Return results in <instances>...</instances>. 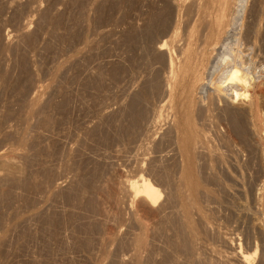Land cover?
Segmentation results:
<instances>
[{"label": "rangeland", "instance_id": "rangeland-1", "mask_svg": "<svg viewBox=\"0 0 264 264\" xmlns=\"http://www.w3.org/2000/svg\"><path fill=\"white\" fill-rule=\"evenodd\" d=\"M190 1L0 0V264H244V256L264 264V119L260 125L256 114L242 115L243 102L231 101L243 116L241 135L221 107L202 113L198 97L193 107L200 109L191 111L193 135L202 131L195 137L205 147L191 149L198 152L193 163L180 151L190 129L179 112L183 98L166 81L170 59L177 58L172 34L191 27ZM241 1L235 3L244 14L232 27L240 39L236 51L259 71L264 0ZM163 42L170 45L161 51ZM260 101L263 115L264 96ZM188 170H195L189 180ZM141 177L160 191V201L151 207L131 190ZM193 184L198 196L188 187Z\"/></svg>", "mask_w": 264, "mask_h": 264}, {"label": "bare ground", "instance_id": "bare-ground-1", "mask_svg": "<svg viewBox=\"0 0 264 264\" xmlns=\"http://www.w3.org/2000/svg\"><path fill=\"white\" fill-rule=\"evenodd\" d=\"M237 1V0H236ZM241 0H239V2H240ZM169 2V1H168ZM191 2V4L190 3H187L188 5L190 4V6L188 7V12H189V14H190V16L191 17H189L191 20H192V22H191V27L189 28L188 26V29H186L185 31V33L184 32H181L179 29H175V31H174V33L172 34L173 35V42H174V48H175V53L177 52V58H176V60L175 59H173V58H171L170 59V68H171V70H170V73H168L169 75H167V85H168V87L167 88H170L171 90H173V91H176L177 93H178V95H180V98L182 99L183 98V102H181V104L179 105V107L180 108H182L181 109V111H179V112H181L183 115V121H186L185 123L188 125V127H189V129H190V131L189 130H186L187 132H188V135H187V138L185 137V138H183L184 136H183V133H182V129H181V127H182V124H181V127L180 128H178L179 130L178 131H180L181 130V133H180V138L179 139H182L183 138V143H180V144H182V145H180V147L181 146H183V150H182V147L180 148V151L182 152L183 151V154L186 156V158H187V160H186V158H185V160H186V162L188 161V163H193V160L195 159L194 158V156H193V152H195L194 150V148H198V146L199 145H197L198 144V140H197V138L195 137V135L198 133H195V135H193V133L196 131V126H195V123H194V121H193V114H191V111L194 113V111H195V109L194 108H197L198 106H200L201 107V111L204 109L205 111H206V114L207 113H209V114H212L211 112H213V110H215V109H217L218 107L220 108V111L223 109V112H225V114L227 115V117H229L230 119H231V121H233V123H234V128H237V130H239V128H241L242 130L244 129V128H242L241 127V124H242V121H243V119H242V121L240 120V117H243L242 115H247V114H249V116L250 115H254L255 116V114H256V120H258V121H256V122H259L260 123V125H262V122H263V116H264V114L262 115V113H261V111H260V106H262L261 104H260V100H261V98H262V96H264V69L262 68V69H260L259 71H257V69H259V68H261V67H255L254 65L253 66H251V65H249L248 66V61H244V59L246 58H243L242 56H241V54H240V51L238 50V51H236L237 50V46H239V44H240V39H238V38H236V37H234V35L236 34V32H235V34L232 32L233 30V28L232 27H234V22L236 23V21L235 20H237L238 18H237V16L240 14V16H243V15H241V14H244V13H241V6H240V3L238 4L239 6H240V8L238 9L236 6H237V4L235 3V0H191L190 1ZM242 2V1H241ZM173 3V2H172ZM186 4V5H187ZM174 5V4H173ZM172 5V6H173ZM238 6V7H239ZM242 6H244V5H242ZM256 7V6H255ZM173 9H175V8H173ZM184 9V8H183ZM245 9V8H244ZM186 10V9H185ZM241 10V11H240ZM187 11V10H186ZM244 11V10H243ZM164 12V11H163ZM255 12H257V11H255ZM254 12V13H255ZM262 12V11H261ZM169 13V12H168ZM158 14V13H157ZM172 14V13H171ZM153 15V14H152ZM151 15V16H152ZM173 15V14H172ZM176 15V14H175ZM158 16V15H157ZM162 16V15H161ZM189 16V15H188ZM165 17V16H164ZM174 17V16H173ZM176 17V16H175ZM184 17V16H183ZM182 17V18H183ZM256 17V16H255ZM259 17V16H258ZM169 18V17H168ZM237 18V19H236ZM166 19V18H165ZM190 19H188L189 21H190ZM255 19H257V18H255ZM259 19V18H258ZM156 20V19H155ZM187 20V19H186ZM170 21V20H169ZM159 22V21H158ZM172 22V21H171ZM183 22V21H182ZM241 22V21H240ZM163 23V22H162ZM161 23V24H162ZM188 23V22H187ZM238 23V22H237ZM245 23V22H244ZM157 24V23H156ZM155 24V25H156ZM159 24V23H158ZM166 24V23H165ZM168 24H170V22L168 23ZM173 24V23H172ZM174 25V24H173ZM188 25V24H187ZM243 25V24H242ZM249 25V24H248ZM178 26V25H177ZM238 26V25H237ZM185 27V26H184ZM248 27V26H247ZM146 28V27H145ZM172 28V27H171ZM238 28V27H237ZM254 28V27H253ZM158 29H159V27H158ZM163 29V28H162ZM183 29V28H182ZM185 29V28H184ZM183 29V30H184ZM234 29H236V27L234 28ZM240 29V28H239ZM245 29V28H244ZM27 30V29H26ZM151 30V29H150ZM249 30V33H250V31H251V29L249 28L248 29ZM164 31H165V29H164ZM163 31V32H164ZM253 31V30H252ZM251 31V32H252ZM162 32V31H161ZM261 32V31H260ZM165 33V32H164ZM244 33V32H243ZM253 33V32H252ZM155 34V33H154ZM247 34V33H246ZM249 35V34H248ZM262 35V34H261ZM140 36H141V34H140ZM243 36V35H242ZM250 36V35H249ZM139 37V36H138ZM163 37V36H162ZM171 37V36H170ZM247 37V36H246ZM262 37V36H261ZM147 38V37H146ZM145 38V39H146ZM250 38V37H249ZM248 38V39H249ZM253 38V37H252ZM136 39V38H135ZM141 39V38H140ZM144 39V40H145ZM151 40H152V38H150ZM149 39V40H150ZM148 40V41H149ZM161 40H163V39H161ZM243 40V39H242ZM245 40V39H244ZM159 41V40H158ZM246 42V41H245ZM244 42V43H245ZM149 43V42H148ZM152 43V42H151ZM243 43V42H242ZM155 44V43H154ZM169 44V43H168ZM168 44H167V42H163V43H161L160 44V46H158L159 47V49L161 50V51H164V50H166V48L168 47ZM251 44H252V42H251ZM170 45V44H169ZM244 45V44H243ZM247 46H249L248 44H247ZM250 47V46H249ZM148 49V48H147ZM155 49H156V47H155ZM170 49V48H169ZM245 49H246V47H245ZM244 49V50H245ZM250 49H251V47H250ZM262 49V48H261ZM157 50V49H156ZM247 50H249V49H247ZM152 52V51H151ZM242 52H243V49H242ZM248 52V51H247ZM244 53H246V52H244ZM243 53V54H244ZM151 54V53H150ZM247 54V53H246ZM256 54H257V52H256ZM259 55V54H258ZM162 56V55H161ZM163 57H164V55H163ZM260 57V56H259ZM262 58V57H261ZM260 58V59H261ZM159 59V58H158ZM164 60H165V57H164ZM167 60V59H166ZM259 61V60H258ZM262 61V60H261ZM248 62V63H247ZM156 63V62H155ZM162 63V62H161ZM258 63V62H257ZM254 64V63H253ZM262 64H263V62H262ZM262 64H260V65H262ZM247 65V66H246ZM258 65H259V63H258ZM264 66V65H263ZM262 66V67H263ZM154 69V68H153ZM154 74V73H153ZM157 74H155V76H156ZM158 76H160V75H158ZM162 76V75H161ZM153 77V76H152ZM165 77V76H164ZM155 78V77H154ZM159 78V77H158ZM165 79H166V77H165ZM162 82H163V79H162ZM154 85V84H153ZM155 85H156V83H155ZM166 85V84H165ZM209 85H211V87L213 88V90H211V89H209L208 88V86ZM159 87V86H158ZM162 87V86H161ZM164 88H165V86H164ZM156 90V89H155ZM158 90V89H157ZM165 90V89H164ZM167 91H168V89H167ZM166 91V92H167ZM158 93V92H157ZM144 94V93H143ZM163 94V93H162ZM177 95V94H176ZM139 96V95H138ZM142 96V95H141ZM159 96V95H158ZM199 97V99H200V104L198 103L199 101V99L197 100V98ZM165 98V97H164ZM177 98V97H176ZM232 100H231V99ZM133 99V98H132ZM136 100V99H135ZM138 100V99H137ZM196 100H197V102H196ZM238 100V101H241V103L243 102L244 103V105H245V111L247 112L246 114H242L241 112V116H239L240 115V113H238L237 111H238V109H237V111L235 110V111H233V107H231V101H234V103L236 104V101ZM148 101V100H147ZM179 101V100H178ZM134 102V101H133ZM143 102V101H142ZM194 102L196 103V105H197V103H198V106H196V107H193V105H195L194 104ZM242 103V104H243ZM263 103V102H262ZM135 104H137V101H136V103ZM134 104V105H135ZM147 104H149V103H147ZM169 104V103H168ZM167 104V105H168ZM178 104V103H177ZM237 104H239V102L237 103ZM242 104H239V106L240 105H242ZM177 106V105H176ZM130 107V106H129ZM145 107H146V105H145ZM162 107V106H161ZM200 107H198L199 109H200ZM236 107V106H235ZM131 108V107H130ZM147 108V107H146ZM180 108L179 109H177V110H180ZM236 108H239L238 106L236 107ZM241 108V107H240ZM239 108V109H240ZM139 109V108H138ZM141 109H142V107H141ZM153 109V108H152ZM132 110V109H131ZM133 110H134V108H133ZM176 110V109H175ZM174 110V111H175ZM194 110V111H193ZM204 110L202 111V113L204 112ZM127 111H129V110H127ZM139 111H144L143 109L142 110H139ZM157 111V110H156ZM198 111V110H197ZM200 111V110H199ZM244 110H243V112H245ZM154 112V111H153ZM169 112V111H168ZM222 112V113H223ZM134 113H135V111H134ZM146 113V112H145ZM162 113V112H161ZM170 113V112H169ZM199 113H201V112H199ZM216 114H217V112H215ZM214 113V114H215ZM263 113H264V111H263ZM129 114V113H128ZM140 115V114H138L137 113V111H136V113L134 114V115ZM156 114V113H155ZM176 114V113H175ZM177 114H178V112H177ZM177 114H176V116H177ZM196 114V113H195ZM208 114V115H209ZM213 114V115H214ZM220 114V113H219ZM119 115V114H118ZM121 115V114H120ZM127 115V114H126ZM131 115V114H130ZM136 115V116H137ZM146 115V114H145ZM148 115V114H147ZM152 115V114H151ZM198 115H200V114H198ZM202 115V114H201ZM223 115H224V113L222 114V117H223ZM132 116V115H131ZM142 116V115H141ZM144 116V115H143ZM142 116V117H143ZM181 116V115H180ZM207 116V115H206ZM205 116V117H206ZM210 116H212V115H209V117ZM221 116V115H220ZM156 117V116H155ZM154 117V118H155ZM165 117V116H164ZM179 117V116H178ZM203 117V116H202ZM208 117V116H207ZM215 117V116H214ZM217 117V116H216ZM221 117V118H222ZM226 117V116H225ZM225 117L223 118V120L225 119ZM247 117V116H246ZM133 118V117H132ZM135 118V117H134ZM145 118V117H144ZM149 118V117H148ZM153 118V119H154ZM169 118V117H168ZM204 118V117H203ZM220 118V117H219ZM249 118V117H248ZM247 118V119H248ZM250 118H251V116H250ZM249 118V119H250ZM254 118V117H253ZM138 119H140L139 117H138ZM170 119V118H169ZM207 119V118H206ZM212 119H213V117H212ZM117 120V119H116ZM121 120V119H120ZM126 120V119H125ZM155 120V119H154ZM168 120V119H167ZM197 120H198V118H197ZM209 120H210V118H209ZM216 120V119H215ZM222 120V119H221ZM220 119H219V121H221ZM229 120V119H228ZM253 120V119H252ZM128 121V120H127ZM152 121V120H151ZM159 121V120H158ZM173 121V120H172ZM174 121H175V119H174ZM177 121H179V120H177ZM212 121V120H211ZM244 121H245V119H244ZM249 121V120H248ZM247 121V122H248ZM254 121V120H253ZM116 122V121H115ZM136 122V121H135ZM140 122V121H139ZM149 122V121H148ZM155 122V121H154ZM197 122H199V121H197ZM205 122V121H204ZM203 122V123H204ZM215 122V121H214ZM224 122V121H223ZM256 122H254V123H252V124H255ZM134 123V122H133ZM137 123V122H136ZM141 123V122H140ZM157 123V122H156ZM161 123V122H160ZM175 123V122H174ZM173 123V124H174ZM179 123H180V121H179ZM179 123H176V125L175 126H177V124H179ZM219 123V122H218ZM217 123V124H218ZM226 122H224V124H225ZM232 123V122H231ZM232 123V124H233ZM245 123H246V121H245ZM244 123V124H245ZM135 124V123H134ZM199 124V123H198ZM201 124V123H200ZM206 124H208V123H206ZM215 124V123H214ZM223 124V123H222ZM221 123H220V125H222ZM227 124V123H226ZM243 124V125H244ZM249 124V123H248ZM250 124H251V122H250ZM264 124V123H263ZM118 125V124H117ZM138 125V124H137ZM145 125V124H144ZM152 125H153V123H152ZM170 125V124H169ZM171 125H172V123H171ZM174 125L172 126V127H174ZM187 125H186V127H187ZM203 125V124H202ZM213 125V124H212ZM211 125V127L210 128H212L213 126ZM246 125V124H245ZM256 125H257V123H256ZM154 126V125H153ZM156 126V125H155ZM255 126V125H254ZM259 126V125H258ZM257 126V127H258ZM111 127V126H110ZM147 127V126H146ZM152 127V126H151ZM169 127V126H168ZM171 127V126H170ZM184 127V126H183ZM198 127H200V126H198ZM216 127V126H215ZM214 127V128H215ZM217 127H218V125H217ZM230 127V126H229ZM251 127V126H250ZM253 127V126H252ZM256 127V126H255ZM261 127V126H260ZM259 127V128H260ZM264 127V126H263ZM112 128V127H111ZM123 128V127H122ZM128 128V127H127ZM135 128V127H134ZM158 128V127H157ZM164 128V127H163ZM176 128V129H177ZM201 128V130H202V127H200ZM204 128V127H203ZM213 128V129H214ZM222 128V127H221ZM225 128V127H224ZM232 128V127H231ZM233 128V129H234ZM249 128V127H248ZM131 129V128H130ZM173 129H175V128H173ZM223 129V128H222ZM230 129V128H229ZM246 129V128H245ZM250 129V128H249ZM249 129H246V130H249ZM105 130V129H104ZM132 130V129H131ZM130 130V131H131ZM136 130V129H135ZM134 130V131H135ZM139 130V129H138ZM165 130V129H164ZM198 130V129H197ZM200 130V131H201ZM209 130V129H208ZM105 131H107V129L105 130ZM110 131V130H109ZM166 131V130H165ZM170 131V130H169ZM183 131H185V130H183ZM203 131H204V129H203ZM206 131V130H205ZM211 131V129L209 130V132ZM218 131V130H217ZM223 131V130H222ZM240 131V130H239ZM244 131V130H243ZM249 131H251V129L249 130ZM254 131V130H253ZM253 131H251L252 133H253ZM96 132V131H95ZM122 132V131H121ZM137 132V131H136ZM135 132V133H136ZM151 132V131H150ZM215 132V131H214ZM241 133H242V131H240ZM239 132V133H240ZM114 133V132H113ZM123 133V132H122ZM128 133V132H127ZM131 133V132H130ZM154 133V132H153ZM157 133H159V132H157ZM161 133V132H160ZM164 133V132H163ZM175 133H176V130H175ZM200 133V132H199ZM198 133V134H199ZM201 133H202V131H201ZM200 133V134H201ZM211 133H212V131H211ZM217 133V132H216ZM244 133V132H243ZM243 133L241 134V135H243ZM260 133V132H259ZM112 134V133H111ZM138 134V133H137ZM142 134V133H141ZM152 134V133H151ZM173 134V133H172ZM198 134L196 135V136H198ZM214 134V133H213ZM212 134V135H213ZM218 134V133H217ZM245 134V133H244ZM254 134V133H253ZM109 135V134H108ZM144 135V134H143ZM163 135V134H162ZM167 135V134H166ZM165 135V136H166ZM177 135H178V133H177ZM186 135V134H185ZM252 135V134H251ZM251 135H249V136H251ZM127 136V135H126ZM139 136H141V135H139ZM147 136V135H146ZM154 136V135H153ZM171 136V135H170ZM169 136V137H170ZM173 136V135H172ZM202 136V135H201ZM205 136H207L206 134H205ZM215 136V135H214ZM218 136V135H217ZM220 136H223V135H220ZM229 136H231V135H229ZM238 136V135H237ZM240 136V135H239ZM246 136H248L247 134H246ZM107 137V136H106ZM133 137V136H132ZM142 137V136H141ZM163 137V136H162ZM204 137V136H203ZM223 137H225V136H223ZM130 138V137H129ZM135 138V137H134ZM140 138V137H139ZM172 138V137H171ZM198 138H200L199 136H198ZM215 138V137H214ZM221 138V137H220ZM226 138V137H225ZM258 138V137H257ZM105 139V138H104ZM133 139V138H132ZM144 139V138H143ZM149 139V138H148ZM161 139V138H160ZM169 139V138H168ZM178 139V138H177ZM178 139V140H179ZM206 139H207V137H206ZM217 139V138H216ZM218 139H219V137H218ZM246 139H247V137H245V140H244V137H243V140L244 141H246ZM108 140V139H107ZM111 140V139H110ZM109 140V141H110ZM123 140V139H122ZM156 140V139H155ZM166 139H164V141H165ZM209 140H210V138H209ZM221 139H219V141H220ZM248 141H249V139H247ZM138 141V140H137ZM147 141H149V140H147ZM153 141V140H152ZM160 141V140H159ZM180 141V142H181ZM213 141V140H212ZM251 141V140H250ZM100 142V141H99ZM105 142V141H104ZM161 142H162V140H161ZM200 142V141H199ZM202 142V141H201ZM200 142V143H201ZM215 142H217V141H215ZM222 142H224V141H222ZM247 142V141H246ZM258 142V141H257ZM133 143V142H132ZM145 143V142H144ZM159 143V142H158ZM229 143V142H228ZM245 143V142H244ZM256 143V142H255ZM259 143V142H258ZM115 143H113V145H114ZM137 144V143H136ZM157 144V143H156ZM162 144V143H161ZM160 144V145H161ZM170 144V143H169ZM173 144V143H172ZM212 144H214V143H212ZM246 144H248V142L246 143ZM100 145V144H99ZM111 145V144H110ZM125 145V144H124ZM159 145V146H160ZM171 145V144H170ZM175 145V144H174ZM196 145H197V147H196ZM204 147H205V145L204 144H202ZM201 145V147H203ZM220 145V144H219ZM218 145V146H219ZM129 146V145H128ZM135 146V145H134ZM153 146V145H152ZM214 147L216 146V145H213ZM247 146V145H246ZM104 147V146H103ZM102 147V148H103ZM121 147V146H120ZM143 147V146H142ZM147 147V146H146ZM149 147V146H148ZM165 147V146H164ZM175 147V146H174ZM201 147L199 146V148H200V150H201ZM214 147H212V148H214ZM220 147V146H219ZM221 147H222V145H221ZM230 147H231V145H230ZM235 147V146H234ZM252 147V146H251ZM105 148H106V146H105ZM198 148V149H199ZM254 148V147H253ZM252 148V149H253ZM258 148V147H257ZM110 149V148H109ZM113 149V148H112ZM121 149V148H120ZM125 149V148H124ZM137 149V148H136ZM146 149V148H145ZM154 149H156V148H154ZM171 149H172V147H171ZM174 149V148H173ZM191 149H194L193 151L191 150ZM205 149V148H204ZM207 149V148H206ZM222 149V148H221ZM234 149V148H233ZM264 149V148H263ZM115 150V149H114ZM162 150V149H161ZM164 150H166V149H164ZM227 150V149H226ZM231 150V149H230ZM113 151V150H112ZM119 151V150H118ZM125 151V150H124ZM131 151V150H130ZM144 151H146V150H144ZM150 150L148 149V152H149ZM192 151V152H191ZM198 151V150H197ZM202 151V150H201ZM208 151V150H207ZM213 151V150H212ZM216 151V150H215ZM222 151V150H221ZM234 151V150H233ZM244 151V150H243ZM247 151V150H246ZM126 152V151H125ZM143 152V151H142ZM152 152V151H151ZM168 152H170V151H168ZM176 152V151H175ZM204 152V151H203ZM114 153V152H113ZM121 153H123V151L121 152ZM154 153V152H153ZM196 153V152H195ZM198 153V152H197ZM196 153V154H197ZM202 153V152H201ZM206 153H208V152H206ZM205 153V154H206ZM155 154V153H154ZM204 154V153H203ZM211 154H213V153H211ZM210 154V155H211ZM216 154V153H215ZM222 154V153H221ZM232 154V153H231ZM238 154H240V153H238ZM257 154V153H256ZM116 155V154H115ZM118 155V154H117ZM135 155V154H134ZM163 155V154H162ZM165 155V154H164ZM167 155V154H166ZM210 155H208V156H210ZM227 155V154H226ZM234 155H236V154H234ZM113 156V155H112ZM119 156H121V155H119ZM154 156V155H153ZM174 156V155H173ZM196 156V155H195ZM200 156H202V155H200ZM204 156V155H203ZM206 156V155H205ZM207 156V157H208ZM218 156V155H217ZM227 156H229V155H227ZM242 156V155H241ZM132 157V156H131ZM144 157V156H143ZM156 157V156H155ZM197 157V156H196ZM207 157H205V158H207ZM211 157H215V156H211ZM231 157H233V156H231ZM249 157V156H248ZM252 157V156H251ZM124 158V157H123ZM141 158V157H140ZM176 158V157H175ZM218 157H216V159H217ZM242 158V157H241ZM136 159V158H135ZM138 159V158H137ZM157 159V158H156ZM180 159V158H179ZM199 159V158H198ZM203 159V158H202ZM208 159V158H207ZM219 159V158H218ZM218 159H217V161H218ZM226 159V158H225ZM233 159V158H232ZM250 159V158H249ZM121 160V159H120ZM123 160H125V159H123ZM128 160V159H127ZM126 160V161H127ZM131 160H134V158L133 159H131ZM151 160V159H150ZM162 160V159H161ZM165 160V159H164ZM184 160V161H185ZM205 160V159H204ZM214 160V159H213ZM236 160V159H235ZM255 160V159H254ZM155 161V160H154ZM168 161V160H167ZM196 161H198V160H196ZM195 161V162H196ZM216 161V162H217ZM225 161V160H224ZM234 161V160H233ZM239 161V160H238ZM242 161V160H241ZM252 161V160H251ZM256 161V160H255ZM119 162V161H118ZM137 162V161H136ZM173 162V161H172ZM175 162V161H174ZM211 162H213V161H211ZM215 162V163H216ZM229 162V161H228ZM257 162V161H256ZM262 162V161H261ZM133 163V162H132ZM148 163H150V162H148ZM156 163V162H155ZM161 163H162V161H161ZM179 163V162H178ZM199 163V162H198ZM207 163V162H206ZM214 163V162H213ZM214 163V164H215ZM242 163V162H241ZM251 163V162H250ZM117 164V163H116ZM131 164V163H130ZM196 164V163H195ZM194 164V165H195ZM237 164V163H236ZM252 164V163H251ZM255 164V163H254ZM149 165V164H148ZM161 165V164H160ZM176 165V164H175ZM174 165V166H175ZM185 165V164H184ZM188 165V164H187ZM198 165V164H197ZM203 165V164H202ZM117 166V165H116ZM162 166H164V165H162ZM166 166V165H165ZM180 166V165H179ZM192 166V165H191ZM217 166V165H216ZM231 166V165H230ZM245 166V165H244ZM247 166V165H246ZM248 166H249V164H248ZM131 167V166H130ZM147 167V166H146ZM157 167V166H156ZM182 167V166H181ZM198 167V166H197ZM203 167V166H202ZM205 167V166H204ZM210 167V166H209ZM212 167V166H211ZM218 167V166H217ZM132 168V167H131ZM143 168V167H142ZM162 168V167H161ZM165 168V167H164ZM186 168H187V166H186ZM191 168V167H190ZM207 168V167H206ZM216 168V167H215ZM223 168V167H222ZM229 168V167H228ZM249 168V167H248ZM252 168V167H251ZM254 168H255V166H254ZM264 168V167H263ZM148 169V168H147ZM176 169V168H175ZM179 169V168H178ZM195 169H197V168H195ZM259 169H261V168H259ZM117 170V169H116ZM115 170V171H116ZM125 170H126V168H125ZM143 170V169H142ZM149 170V169H148ZM159 170V169H158ZM187 170V169H186ZM191 170H193V168H191ZM201 170H202V168H201ZM210 170V169H209ZM228 170V169H227ZM231 170V169H230ZM240 170V169H239ZM247 170V169H246ZM249 170V169H248ZM255 170V169H254ZM257 170V169H256ZM121 171V170H120ZM157 171V170H156ZM166 171V170H165ZM184 171V170H183ZM189 171V170H188ZM195 171V170H194ZM194 171H192L191 173H193ZM198 171V170H197ZM197 171H196V175H198L197 174ZM206 171V170H205ZM138 172V171H137ZM178 172H180V171H178ZM209 172V171H208ZM214 171H212V173H213ZM228 172V171H227ZM253 172V171H252ZM262 172H264V170L262 171ZM136 173V172H135ZM134 173V174H135ZM189 173H190V171H189ZM191 173L189 174V175H187L188 174V172L186 171V173H184V176H188V177H186L188 180L189 179H191L192 177H191ZM205 173H207V172H205ZM243 173H245V172H243ZM251 173V172H250ZM186 174V175H185ZM200 174V173H199ZM208 174V173H207ZM218 174V173H217ZM224 174V173H223ZM241 174V173H240ZM257 174V173H256ZM262 174H264V173H262ZM115 175V174H114ZM128 175V174H127ZM131 175V174H130ZM138 175V174H137ZM148 175H149V173H148ZM154 175V174H153ZM178 175V177H180L179 176V174H177ZM183 175V174H182ZM181 175V177H183L184 178V176H182ZM204 175V174H203ZM215 175V174H214ZM253 175H255V174H253ZM118 176V175H117ZM119 176H120V174H119ZM129 176V175H128ZM168 176V175H167ZM192 176H195V173H194V175L192 174ZM209 176H211V175H209ZM239 176V175H238ZM250 176V175H249ZM257 176V175H256ZM260 176H261V174H260ZM153 177V176H152ZM164 177V176H163ZM162 177V178H163ZM171 177H172V175H171ZM189 177H191V178H189ZM235 177H236V175H235ZM247 177V176H246ZM255 177V176H254ZM263 177V176H262ZM115 178V177H114ZM150 178H151V176H150ZM156 178V177H155ZM168 178V177H167ZM173 178V177H172ZM194 178V177H193ZM203 178H205V177H203ZM203 178H201L200 177V179L202 180ZM214 178V177H213ZM216 178V177H215ZM221 178V177H220ZM225 178H227V177H225ZM256 178V177H255ZM157 179V178H156ZM173 179H175V178H173ZM198 179V178H197ZM228 179H229V177H228ZM239 179V178H238ZM246 179V178H245ZM254 179V178H253ZM116 180V179H115ZM122 181H123V179H121ZM125 180V179H124ZM166 180V179H165ZM164 180V181H165ZM183 180H186V179H183ZM183 180H182V184L184 183V182H187V180L186 181H184L183 182ZM193 180V179H192ZM190 180V184L192 185V183H194L195 182V180ZM220 180V179H219ZM232 180V179H231ZM235 180V179H234ZM262 180V179H261ZM264 180V179H263ZM152 181V180H151ZM160 181V180H159ZM175 181H176V179H175ZM200 181V180H199ZM208 181V180H207ZM211 181V180H210ZM217 181V180H216ZM236 181V180H235ZM239 181V180H238ZM257 181V180H256ZM260 181V180H259ZM109 182V181H108ZM115 182V181H114ZM156 182V181H155ZM171 182V181H170ZM192 182V183H191ZM201 182V181H200ZM107 183V182H106ZM112 183H113V181H112ZM125 183V182H124ZM162 183V182H161ZM218 183V182H217ZM246 183V182H245ZM252 183V182H251ZM123 184V183H122ZM154 184V183H153ZM166 184H167V182H166ZM173 184V183H172ZM195 185H196V182L194 183ZM194 184H193V186H188V187H190V189L195 193V195H196V193L198 192V191H196V190H198L197 188H198V186L196 187V190H193L192 189V187H194ZM205 184V183H204ZM104 185V184H103ZM112 185V184H111ZM158 185V184H157ZM175 185V184H174ZM188 185V184H187ZM201 185V184H200ZM210 185V184H209ZM214 185H215V183H214ZM102 186V185H101ZM165 186V185H164ZM176 186V185H175ZM181 186V185H180ZM179 186V187H180ZM182 186H184L185 187V183H184V185H182ZM257 186V185H256ZM262 187H263V185H261ZM128 187V186H127ZM130 187V186H129ZM162 187V186H161ZM178 187V186H177ZM183 187V188H184ZM200 187V186H199ZM255 187V186H254ZM257 187H259V186H257ZM101 188V187H100ZM109 188V187H108ZM113 188V187H112ZM164 188V187H163ZM167 188V187H166ZM181 188V187H180ZM203 188V187H202ZM209 188V187H208ZM220 188V187H219ZM128 189V188H127ZM179 189V188H178ZM185 189V188H184ZM195 189V188H194ZM200 189V188H199ZM204 189V188H203ZM203 189H200V191H203ZM215 189V188H214ZM254 189V188H253ZM257 189V188H256ZM258 189H260V188H258ZM263 189V188H262ZM131 190H134V194H136L135 196L136 197H139V198H142V200L144 201V203H146L147 204V207H151V205H153V204H155V203H157L158 202V200L160 199V197H161V195H160V191L157 189V188H155L153 185H152V183L150 182V180H148V179H145V178H143V177H141V178H139V180L138 181H136L135 183H132L131 184ZM161 190V189H160ZM174 190V189H173ZM180 190V189H179ZM186 190V189H185ZM188 190H189V188H188ZM190 190V193L192 192ZM252 190V189H251ZM264 190V189H263ZM113 191V190H112ZM119 191V190H118ZM164 191H165V189H164ZM175 191V190H174ZM199 191V192H200ZM250 191V190H249ZM255 191V190H254ZM260 191V190H259ZM259 191H257V192H259ZM111 192V191H110ZM116 192V191H115ZM170 192V191H169ZM177 192V191H176ZM182 192H184L183 190H182ZM204 192H206L205 190H204ZM215 192V191H214ZM253 192V191H252ZM264 192V191H263ZM128 193H130V192H128ZM166 193H168V192H166ZM190 193H188L187 194V196L190 194ZM115 194V193H114ZM132 194V193H131ZM186 194V193H185ZM193 194V193H192ZM198 194V193H197ZM201 194V193H200ZM206 194V193H205ZM257 194V193H256ZM259 194V193H258ZM257 194V195H258ZM261 195V201H260V204L262 203V199H263V201H264V194H262V193H260ZM113 195V194H112ZM122 195V194H121ZM168 195V194H167ZM176 195V194H175ZM181 195H183V194H181ZM215 194H213V196H214ZM103 196V195H102ZM110 196V195H109ZM114 196V195H113ZM117 196V195H116ZM127 196V195H126ZM134 196V195H133ZM165 196V195H164ZM190 196V195H189ZM196 196H198V195H196ZM205 196H207V195H205ZM254 196V195H253ZM103 197H105V196H103ZM124 197V196H123ZM129 197V196H128ZM166 197V196H165ZM169 197V196H168ZM184 197H186V196H183V198ZM255 197V196H254ZM111 198V197H110ZM127 198V197H126ZM172 198V197H171ZM170 198V199H171ZM193 198V197H192ZM200 198V197H199ZM205 198V197H204ZM252 198V197H251ZM104 199V198H103ZM113 199V198H112ZM122 199V198H121ZM189 199V198H188ZM190 199H191V197H190ZM190 199H189V202H191L190 201ZM194 199V198H193ZM196 200H197V198H195ZM194 199V200H195ZM206 199V198H205ZM209 199V198H208ZM259 199V198H258ZM258 199H257V201H258ZM136 200H137V198H136ZM139 200V199H138ZM137 200V201H138ZM163 200V199H162ZM166 200V199H165ZM196 200H195V202H196ZM203 200V199H202ZM252 200H253V198H252ZM255 200V199H254ZM260 200V199H259ZM133 201V200H132ZM160 201V200H159ZM173 201H174V199H173ZM177 201V200H176ZM107 202V201H106ZM122 202V201H121ZM127 202V201H126ZM135 202V201H134ZM140 202V201H139ZM168 202V201H167ZM195 202H194V204H195ZM116 203V202H115ZM161 203H163V201L161 202ZM166 203V202H165ZM186 203H188V202H186ZM203 203V202H202ZM205 203V202H204ZM208 203V202H207ZM207 203H205V204H207ZM160 204V203H159ZM173 204V203H172ZM171 204V205H172ZM199 204H201L200 202H199ZM263 204V203H262ZM136 205H137V203H136ZM139 205V204H138ZM148 205H150V206H148ZM253 205H254V203H253ZM259 205V204H258ZM95 206V205H94ZM120 206V205H119ZM140 206V205H139ZM144 206H146V205H144ZM162 206V205H161ZM167 206V205H166ZM169 206V205H168ZM174 206H175V204H174ZM186 206V205H185ZM190 206H191V204H190ZM202 206V205H201ZM263 206H264V204H263ZM93 207V206H92ZM129 207V206H128ZM136 207V206H135ZM156 207H157V205H156ZM184 207V206H183ZM192 208L194 207V206H191ZM190 207V208H191ZM205 207V206H204ZM97 208V207H96ZM143 209H145L144 207H142ZM153 208H154V206H153ZM181 208V207H180ZM196 208V207H195ZM205 208H207V207H205ZM147 209V208H146ZM152 209V208H151ZM185 209V208H184ZM183 209V210H184ZM199 209V208H198ZM244 209V208H243ZM256 209V208H255ZM254 209V210H255ZM126 210H128V209H126ZM129 210H130V208H129ZM137 210H138V208H137ZM142 210V209H141ZM154 210V209H153ZM160 210V209H159ZM158 210V211H159ZM166 210V209H165ZM168 210V209H167ZM190 211H191V209H189ZM195 210H197V208L195 209ZM194 210V211H195ZM202 210V209H201ZM204 210V209H203ZM94 211V210H93ZM148 211V210H147ZM162 211V210H161ZM185 211V210H184ZM187 211V210H186ZM199 211V210H198ZM206 211V210H205ZM84 212V211H83ZM91 212V211H90ZM131 212V211H130ZM138 212V211H137ZM156 212V211H155ZM197 212V211H196ZM92 213V212H91ZM97 213V212H96ZM191 213H193V211L191 212ZM152 214V213H151ZM150 214V215H151ZM156 214H158V213H156ZM183 214H184V212H183ZM194 214V213H193ZM192 214V215H193ZM261 214V213H260ZM142 215V214H141ZM145 215V214H144ZM148 215V214H147ZM187 215V214H186ZM191 215V216H192ZM196 216H197V214H196ZM204 216V215H203ZM149 217V216H148ZM154 217V216H153ZM187 217L189 218V216L187 215ZM193 218H194V216H193ZM32 219V218H31ZM142 219V218H141ZM157 219V218H156ZM165 219V218H164ZM251 219V218H250ZM256 219H258V218H256ZM188 220V219H187ZM186 220V222H188ZM192 220V219H191ZM85 221V220H84ZM258 221V220H257ZM82 222V221H81ZM159 222V221H158ZM31 223H32V221H31ZM85 223V222H84ZM151 223V222H150ZM208 223V222H207ZM243 223V222H242ZM25 224V223H24ZM149 224V223H148ZM155 224V223H154ZM182 224V223H181ZM188 224V223H187ZM191 224V223H190ZM14 225V224H13ZM29 225V224H28ZM183 225V224H182ZM255 225V224H254ZM149 226V225H148ZM180 226V225H179ZM144 227V226H143ZM147 227V226H146ZM145 227V228H146ZM157 227V226H156ZM182 227V226H181ZM187 227V226H186ZM257 227H258V225H257ZM149 228V227H148ZM151 228H153L152 226H151ZM183 228V227H182ZM194 228H196V227H194ZM261 229V228H260ZM184 230V229H183ZM184 231H186V230H184ZM183 231V232H184ZM182 232V231H181ZM193 232H194V230H193ZM192 232V233H193ZM151 233V232H150ZM153 233V232H152ZM186 233V232H185ZM262 233H264L263 231H262ZM148 234V233H147ZM151 235V234H150ZM188 236V235H187ZM193 236V235H192ZM197 236V235H196ZM103 237V236H102ZM151 237V236H150ZM195 237V236H194ZM198 237H200V236H198ZM108 238V237H107ZM185 238H187V237H185ZM190 238V237H189ZM103 239V238H102ZM145 239H147V238H145ZM145 239H144V241H145ZM196 239V238H195ZM110 240V239H109ZM142 240H143V238H142ZM142 240H141V243H143L142 242ZM99 241H100V239H99ZM149 241V240H148ZM190 241H192V240H190ZM110 242V241H109ZM135 242H137V241H135ZM194 242V241H193ZM105 243V242H104ZM101 244H103V243H101ZM106 244V243H105ZM144 244V243H143ZM142 244V245H143ZM188 244V243H187ZM110 245V244H109ZM147 245V244H146ZM145 245V246H146ZM197 245V244H196ZM179 246V245H178ZM109 247V246H108ZM138 247V246H137ZM142 247H144V246H142ZM176 247V246H175ZM190 247V246H189ZM188 247V248H189ZM194 247V246H193ZM186 248V247H185ZM263 247H261V249H262ZM103 249V248H102ZM106 249H107V247H106ZM143 249V248H142ZM191 249V248H190ZM196 249V248H195ZM259 250V249H258ZM109 251V250H108ZM135 251H136V249H135ZM148 251V250H147ZM193 251V250H192ZM105 252V251H104ZM103 252V253H104ZM143 252V251H142ZM262 252V251H261ZM102 253V252H101ZM141 253V252H140ZM139 253V254H140ZM256 253L257 252H255V253H253L254 255H252V256H255L256 255ZM142 254V253H141ZM145 254V253H144ZM147 254V253H146ZM241 254H242V252H241ZM263 254V253H262ZM102 256V255H101ZM239 256V255H238ZM241 256V255H240ZM107 257V256H106ZM143 257H145V256H143ZM102 258V257H101ZM104 258V257H103ZM241 258H243V263L244 264H251L252 262H253V260L254 259H252L253 257H251V256H244V257H241ZM100 259V258H99ZM138 259V258H137ZM136 259V260H137ZM142 259V258H141ZM135 260V259H134ZM261 260H262V258H261ZM98 261V260H97ZM104 262V261H103ZM260 262L261 261H259V264H260ZM98 264V263H97Z\"/></svg>", "mask_w": 264, "mask_h": 264}]
</instances>
